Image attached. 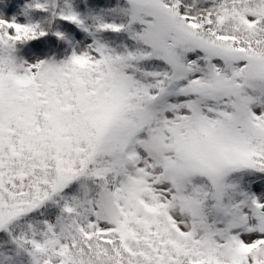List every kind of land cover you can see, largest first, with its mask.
I'll list each match as a JSON object with an SVG mask.
<instances>
[{
	"label": "snow or ice",
	"instance_id": "6c2138e0",
	"mask_svg": "<svg viewBox=\"0 0 264 264\" xmlns=\"http://www.w3.org/2000/svg\"><path fill=\"white\" fill-rule=\"evenodd\" d=\"M103 2L0 16V264H264V0Z\"/></svg>",
	"mask_w": 264,
	"mask_h": 264
},
{
	"label": "rangeland",
	"instance_id": "374dc122",
	"mask_svg": "<svg viewBox=\"0 0 264 264\" xmlns=\"http://www.w3.org/2000/svg\"><path fill=\"white\" fill-rule=\"evenodd\" d=\"M8 2L9 0H0V16H5L8 18L15 16L18 22H23L25 17L22 14V7L27 2V0H14L15 10L8 8L7 11H5ZM76 3L78 10L84 12L89 10L96 12L104 7L103 0H76ZM68 27L74 39L79 40L84 38V34L80 32L79 29H76L75 26ZM52 39L55 40L54 37ZM25 59H27V57H25ZM257 195H259V193H257Z\"/></svg>",
	"mask_w": 264,
	"mask_h": 264
}]
</instances>
